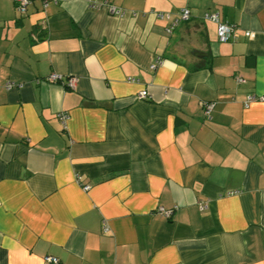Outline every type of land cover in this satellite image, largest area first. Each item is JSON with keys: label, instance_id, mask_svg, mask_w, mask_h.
Returning a JSON list of instances; mask_svg holds the SVG:
<instances>
[{"label": "crops", "instance_id": "obj_1", "mask_svg": "<svg viewBox=\"0 0 264 264\" xmlns=\"http://www.w3.org/2000/svg\"><path fill=\"white\" fill-rule=\"evenodd\" d=\"M89 1L0 0V264H264V0Z\"/></svg>", "mask_w": 264, "mask_h": 264}, {"label": "built area", "instance_id": "obj_2", "mask_svg": "<svg viewBox=\"0 0 264 264\" xmlns=\"http://www.w3.org/2000/svg\"><path fill=\"white\" fill-rule=\"evenodd\" d=\"M57 2V0H43L45 6H47L50 2ZM29 3V0H14V4H15V9L17 11L18 14H24L26 12L27 9V5ZM107 2H104V0H90L89 1V5H92L94 7H99L100 5H104ZM110 12L114 15H123V11L119 10L117 8H110ZM161 17H163L161 15ZM191 17L190 14V10L189 9H182L179 11L178 13V17L172 22V24L167 28V31L169 33H172L182 22L188 21ZM204 19L207 21H211L214 22L216 24H218V37H219V41L220 42H229L232 40V38L235 35V26L232 24H228V23H223L220 21L218 14H205L204 15ZM61 80V76L58 74H52L50 75L48 78L45 79V81L50 82V83H58ZM239 82H242L243 80L239 79ZM74 85V80H69L68 82V86H73ZM13 85L10 83L6 84V88L10 89ZM148 95V93L146 91L141 92L140 94V98L144 99L146 98ZM256 100H260V101H264V96H254V95H250L247 98V102H246V107L253 101ZM214 109V104L213 103H206L204 106V113L207 119H211V114L212 111ZM60 120L62 121V123H65V120L67 119L66 114L61 113L59 115ZM83 189L85 191L89 190V186L85 185L83 187ZM240 192L238 191H231L228 193V195H236ZM205 209H207V205L202 204L200 206V210L204 211ZM159 213H161L162 215L165 216H169V212H164L163 210H160ZM45 262L46 264H58L59 260L51 257V256H47L45 257Z\"/></svg>", "mask_w": 264, "mask_h": 264}, {"label": "trees", "instance_id": "obj_3", "mask_svg": "<svg viewBox=\"0 0 264 264\" xmlns=\"http://www.w3.org/2000/svg\"><path fill=\"white\" fill-rule=\"evenodd\" d=\"M189 20H190V19H189ZM189 20H188V21H189Z\"/></svg>", "mask_w": 264, "mask_h": 264}]
</instances>
